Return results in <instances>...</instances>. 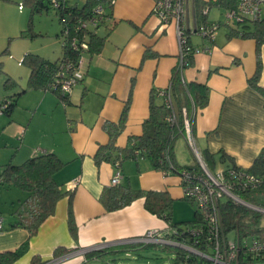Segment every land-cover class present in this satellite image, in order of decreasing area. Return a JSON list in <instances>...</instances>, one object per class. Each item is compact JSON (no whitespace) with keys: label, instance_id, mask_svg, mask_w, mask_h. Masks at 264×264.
<instances>
[{"label":"crops","instance_id":"1","mask_svg":"<svg viewBox=\"0 0 264 264\" xmlns=\"http://www.w3.org/2000/svg\"><path fill=\"white\" fill-rule=\"evenodd\" d=\"M67 1L78 7L85 2L78 5L76 0ZM227 2L187 0L186 4L189 43L212 46L210 53L191 55L180 73L186 82L208 87L207 104L191 116L197 153L206 164V152L214 154L212 169L229 162L219 159L220 151L239 167L248 168L264 148V93L249 83L256 66V41L235 35L234 26L224 24ZM153 5L154 0H114L111 16L96 30L99 36H106L103 46L98 53H85L84 76L65 102L50 90L26 88V84L23 87L26 90L18 96L9 122L0 129V173L9 159L20 164L32 156L53 152L65 163L54 179L61 191L68 193L58 200L54 213L40 224L36 234L30 236L26 228L11 226L16 220L12 212L26 193L0 185V264H6L5 253L22 248L13 264H31L33 259L44 263L54 258L58 259L54 264L90 263L79 252L81 249L103 241L119 243L139 237L148 229L166 231L167 223L146 210L142 197L122 208L106 210L100 196L110 187L115 167L110 161L95 160L99 146L109 141L105 123L118 121L128 97L125 126L115 140L119 148L126 147L131 136L143 132L150 101L160 105L164 100L159 91L169 85L179 46L174 23L163 24L153 13ZM199 13L206 22L220 23L212 43L194 31ZM40 55L56 59L44 52ZM260 55L258 85L264 87V43ZM153 90L158 93L155 95ZM185 143L184 136L175 140V161L181 166H195L196 156L193 163L182 154ZM120 170V185L165 191L173 201L186 200L179 176L164 175L147 159H125ZM69 206L76 237L68 227ZM56 248L60 249L59 257L54 256Z\"/></svg>","mask_w":264,"mask_h":264},{"label":"trees","instance_id":"2","mask_svg":"<svg viewBox=\"0 0 264 264\" xmlns=\"http://www.w3.org/2000/svg\"><path fill=\"white\" fill-rule=\"evenodd\" d=\"M35 7L40 10L44 7V0H29ZM114 0H85L81 7L70 5L67 0H58V5L54 7L51 0L48 2L56 10L58 21L60 23L59 38L61 42V55L54 60L47 59L40 54L27 52L23 54L21 63L29 70L26 81V88H40L50 90L56 93L64 102L67 95L62 96L57 89L52 88L56 72L60 68L61 63L66 59L78 61L81 51L74 50L70 46L73 37H81L77 32L76 26L79 20L86 19L92 13L93 8L101 4L104 7V16H111V7ZM198 1V0H196ZM227 9L235 6V0H227ZM204 3H202L203 5ZM48 7H46L47 9ZM197 18V26L208 24L204 15L199 13ZM116 21L113 22V26ZM216 22V21H214ZM112 29V28H110ZM235 35L241 37L254 38L256 41V66L253 76L249 79L250 85L264 93V87L258 85L260 77L262 61L260 55L261 44L264 43V18L259 21L245 20L232 28ZM23 36L32 37L30 29L22 31ZM65 35L66 42L61 37ZM64 37V36H63ZM88 49L86 53H98L104 43L106 36H99L95 31L88 32ZM0 64V71H1ZM14 84L11 78H7L5 86L9 87ZM171 92V100L173 111L175 113V122L167 121L170 110L165 107L164 100L160 105H156L153 101L149 104V115L143 122V132L140 135L131 136L128 144L124 148L115 145L116 136L125 126L130 97L124 104L120 117L117 122H106L104 128L109 134V141L106 145L99 146L95 160L97 163L102 161L121 162L125 159L143 158L147 159L151 166L159 171H166L168 174L179 175L182 170H195L198 168V162L195 166H181L175 161L173 146L175 140L179 136H183V119L182 108L186 109L187 115L191 116L198 109L203 108L208 102V87L205 84L197 82H186L183 80L180 72L174 67L170 77L169 85ZM167 89V88H166ZM165 92L167 93V90ZM26 89L22 88L16 93L19 96ZM154 94L158 91L153 90ZM165 98V95H162ZM17 98L5 97L0 103L6 104L2 113L10 116L13 108L16 106ZM220 160H228L225 167L242 169L253 173L264 179V148L253 158L248 168L239 167L234 163L232 157L224 152H219ZM204 160L206 166L212 169L214 163V154L208 151ZM64 162L53 152H47L32 156L20 164L9 159L2 167L0 173V185L5 187H16L26 193L24 199L20 200L13 215L16 220L12 223V227L21 226L29 231L30 236L36 234L40 224L50 215L54 213L56 203L60 198L66 195L67 191H61L54 179V174L59 171ZM239 196L246 202L264 208V180L255 189L240 191ZM142 197L144 199V207L150 213L162 218L167 223L165 231L166 236L180 243L194 244L196 238L190 233V229L199 227L204 231V224L200 212L196 205L189 199H185L194 206V216L192 220L176 222L172 219L173 200L165 191L157 190H141L133 189L128 185H110L105 188L100 196V201L106 210L112 211L122 208L130 204L133 200ZM251 209L243 205H236L229 199H223L220 204L221 229L226 237L228 233L237 231L242 237H259L264 238V226L261 225V212ZM185 224L182 226L181 224ZM68 227L72 237H76L77 228L73 219L71 207H68ZM161 246L162 248L175 247V258L173 264H181L185 259L186 252L178 246L164 244H143L130 243L112 245L100 250L88 251L85 253L86 260L98 259L108 256V254H116L117 252L129 251L131 248ZM22 250L15 252H7L4 254V262L13 264V261L23 252ZM59 248L54 251V256L59 257ZM127 253V252H126ZM195 258L190 256L187 264H192ZM31 264H42L35 259ZM264 264V263H261Z\"/></svg>","mask_w":264,"mask_h":264},{"label":"built area","instance_id":"3","mask_svg":"<svg viewBox=\"0 0 264 264\" xmlns=\"http://www.w3.org/2000/svg\"><path fill=\"white\" fill-rule=\"evenodd\" d=\"M114 2V1H113ZM235 6L225 11V25L236 27L245 20L259 21L264 13V0H235ZM54 7L58 5V0H51ZM186 4L187 0H154L152 8L153 13L159 17L163 24L173 22L179 46L178 61L175 68L181 73L189 64L191 55L199 52L210 53L212 46L202 45L194 46L188 41L186 34ZM104 16V7L101 4L96 5L89 17L79 20L76 26L77 32L81 37H73L70 46L74 50L81 51L78 61L66 59L61 63L56 72L52 88L57 89L62 96L69 95L73 87L78 84L83 76L84 55L88 49V32L100 28L106 21ZM220 27L219 22H212L195 26L194 31L207 39L210 43L214 42L216 32ZM64 36V37H63ZM62 44L67 43L63 35ZM167 93L164 90L159 91L165 95L164 104L170 113L167 121L175 122V113L173 111L170 87H167ZM6 104L0 103V114ZM183 136L196 156L198 168L195 170H182L178 175L186 199L191 200L197 207L203 220L204 231L195 227L190 229V233L195 239L194 244L177 242L166 236V233L158 229H148L139 237H133L118 241L121 244L143 243V244H164L178 246L186 252L185 259L181 264H187L190 256L195 258L192 264H261L264 263V238L253 236L242 237L237 231L228 233L225 237L221 229L220 204L223 199H229L236 205H243L264 213V208L255 206L243 200L239 196L240 191L257 188L262 180L261 177L246 170L235 168H218L211 170L203 163L197 153L192 130V116H188L186 109L182 108ZM115 171L110 179L111 185H117L122 178L119 162L114 164ZM168 175L166 171H161ZM78 179L72 181V185L77 183ZM2 219L0 218V229ZM112 244L113 242H100L88 248L81 249L79 252L85 254L88 251L100 250ZM58 259H51L42 264H54Z\"/></svg>","mask_w":264,"mask_h":264},{"label":"rangeland","instance_id":"4","mask_svg":"<svg viewBox=\"0 0 264 264\" xmlns=\"http://www.w3.org/2000/svg\"><path fill=\"white\" fill-rule=\"evenodd\" d=\"M76 2L81 5L83 1L76 0ZM28 29L33 34L32 37L22 35V31ZM59 31L60 23L56 10L48 0H44V7L40 10H35L29 0H0V64L2 69L0 71V100L5 97L18 98L16 93L25 86L28 68L21 63L23 54L44 52L48 56H55L54 58L61 55ZM8 77L14 81V84L6 87L5 81ZM9 117L4 113L0 114V129L9 122ZM181 151L191 162H196L195 154L186 143ZM13 162L17 161L13 160ZM218 168L221 166L211 170ZM255 213L258 212L255 211ZM260 214L261 225L264 226V213ZM193 216L194 207L188 201H173V220L189 221L193 219ZM181 225L185 226L184 223ZM120 244H115V246ZM175 251V247L162 248L159 245L137 247L129 251H119L116 254L110 253L108 256L92 259L90 263L84 264H173Z\"/></svg>","mask_w":264,"mask_h":264}]
</instances>
